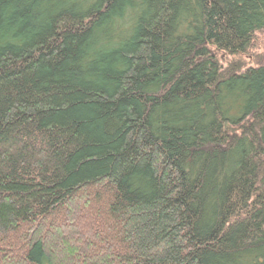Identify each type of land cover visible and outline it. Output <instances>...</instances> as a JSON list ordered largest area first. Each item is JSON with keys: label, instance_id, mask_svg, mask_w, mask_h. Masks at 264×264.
<instances>
[{"label": "trees", "instance_id": "obj_1", "mask_svg": "<svg viewBox=\"0 0 264 264\" xmlns=\"http://www.w3.org/2000/svg\"><path fill=\"white\" fill-rule=\"evenodd\" d=\"M264 0H0V264H264ZM226 62V64H224Z\"/></svg>", "mask_w": 264, "mask_h": 264}, {"label": "rangeland", "instance_id": "obj_2", "mask_svg": "<svg viewBox=\"0 0 264 264\" xmlns=\"http://www.w3.org/2000/svg\"><path fill=\"white\" fill-rule=\"evenodd\" d=\"M235 64V68L241 71L247 68L248 65H262L264 64V31L259 32L250 49L241 55H237L233 59H229ZM226 64V62H224Z\"/></svg>", "mask_w": 264, "mask_h": 264}]
</instances>
